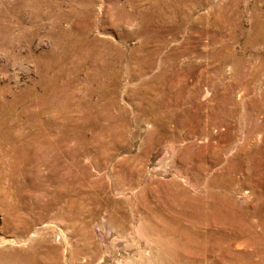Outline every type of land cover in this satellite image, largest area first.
<instances>
[{
  "label": "rangeland",
  "instance_id": "rangeland-1",
  "mask_svg": "<svg viewBox=\"0 0 264 264\" xmlns=\"http://www.w3.org/2000/svg\"><path fill=\"white\" fill-rule=\"evenodd\" d=\"M263 29L264 0H0V264L167 260L149 205L206 191L183 149L264 163Z\"/></svg>",
  "mask_w": 264,
  "mask_h": 264
},
{
  "label": "bare ground",
  "instance_id": "bare-ground-1",
  "mask_svg": "<svg viewBox=\"0 0 264 264\" xmlns=\"http://www.w3.org/2000/svg\"><path fill=\"white\" fill-rule=\"evenodd\" d=\"M263 37H264V31L262 32V38ZM113 47H114V45H113ZM157 51H158V49H157ZM91 59L93 60V58H91ZM220 59H221V57H220ZM112 61H113V59H112ZM142 64H143V67L147 68V67H149L150 62L144 60ZM94 65H96V64H94ZM108 67H107V69H108ZM104 69H106V68H104ZM137 69H139V68H137ZM135 74H137V73H135ZM96 75H97L96 78L100 79V76L102 75V72L100 69L97 70ZM108 77H110V76H108ZM101 78H102V76H101ZM237 79H238V77H237ZM104 82H106V81H104ZM50 84H51V82H50ZM96 85L97 86H96L95 92L100 91L101 83L99 84L97 82ZM115 85L112 82V88H114ZM115 89H116V87H115ZM47 107H48V105H47ZM224 130H226V129H224ZM260 130H262V126L260 127ZM220 138H222V137H220ZM228 139H229V135H228ZM47 140H48V138H47ZM48 141H46V142H48ZM37 142H38V140H37ZM52 143H53V141H52ZM43 144H44V142H43ZM48 145L52 146V144L50 145L49 143H48ZM48 145H46V146H48ZM137 146H138V144L135 145V148ZM220 146H223V145H220ZM35 148H37V147H35ZM49 149H51V148H49ZM209 149L211 150V156L212 157L214 156V158L212 160V162L214 164L217 162L218 155H219L218 152L215 151L216 147L207 148V146H204V148H201L202 151L200 150L201 153H199V151H198L199 155H197V153L196 154L193 153L194 150L192 151V148L189 146L183 149V154L184 153L186 154L184 156V160L187 161L189 159H195L194 170L196 171L197 180L199 182H202L205 184L204 185L206 187L205 193L203 192L204 187L201 190L204 194H202V192H201V194H196V195L191 194L190 195V194H187L188 193L187 192L182 197H175L172 199H165L164 198V199H161L158 203L154 202L153 204L152 203L150 205L148 204L149 205L148 209H149L151 215L153 217L161 216L163 219L162 220L160 218L161 219L160 223L152 222L150 224V228H149L152 230L153 233L157 234V236L163 237V239H164L163 243L160 245H162V247H164V250L162 249V251L165 253V255H166L165 257L167 260L164 259L163 261H165L166 264H264V227H263V231H262V209L264 207L262 206L259 198L255 199L254 202L251 203L248 200V197L245 195V193H249L248 191L243 190V193L238 194V195H240L238 197H242V198H239V199L233 198L231 195V191L233 189L232 188L233 181H232V178L230 177V172L239 166V162L241 163V165H245L246 167H249L250 170L252 171L251 174L254 175L256 180H257V181H255V183H252V185L255 186V189H254V193H255V190L258 189V186H261L262 182L264 184V177L262 176V167L264 166V163L262 162V160H263L262 159V151L263 150L260 146H255L254 149L247 150V151L243 150V152L241 151L242 156H240V161H238V159L236 160L233 158H228V159H226L227 161H225L223 159V165H224L223 170L220 172H213L210 174V176L207 177L206 180L201 181V180H199V178H203L204 172L208 171V169L210 167L209 156L204 155V152L206 150H209ZM33 150H34V148H33ZM37 152H39V151H37ZM45 153H46V151H45ZM225 155L226 154H224V156ZM33 156H34V154H33ZM49 156H51V155H49ZM46 157H47V155H46ZM33 159H36V158H33ZM219 159H220V157H219ZM196 162H197V164H196ZM248 175H249V173H248ZM246 182H248V180H246ZM244 184H245V182H244ZM238 187H239V185H238ZM238 190H241V189H238ZM184 192H186V191H184ZM239 192H241V191H239ZM181 193H182V191H181ZM160 249H159V251H160ZM155 253L157 254V252H155ZM160 255H163V254L160 253ZM157 257H158V255H157ZM157 261H158V264H164L160 258H157Z\"/></svg>",
  "mask_w": 264,
  "mask_h": 264
}]
</instances>
